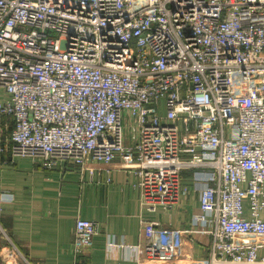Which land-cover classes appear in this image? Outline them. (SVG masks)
<instances>
[{
	"label": "built area",
	"instance_id": "built-area-1",
	"mask_svg": "<svg viewBox=\"0 0 264 264\" xmlns=\"http://www.w3.org/2000/svg\"><path fill=\"white\" fill-rule=\"evenodd\" d=\"M0 142L46 170L118 160L150 211L192 170L212 249L190 264H264V0H0ZM97 233L76 218V252Z\"/></svg>",
	"mask_w": 264,
	"mask_h": 264
},
{
	"label": "crops",
	"instance_id": "crops-1",
	"mask_svg": "<svg viewBox=\"0 0 264 264\" xmlns=\"http://www.w3.org/2000/svg\"><path fill=\"white\" fill-rule=\"evenodd\" d=\"M117 162L90 161L82 169L58 161L46 170L30 158L0 152V264H137L140 255L151 264L162 254L170 261L165 264L206 261L211 238L188 231L200 212L193 171H182L181 183L189 191L172 209L150 211L133 186V171ZM76 218L98 226L91 247L77 252ZM146 223L157 224L155 231L146 233ZM178 231L185 233L181 237Z\"/></svg>",
	"mask_w": 264,
	"mask_h": 264
}]
</instances>
